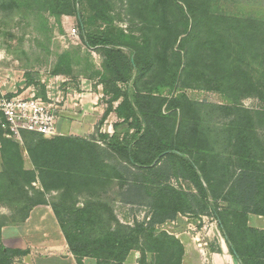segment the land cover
I'll return each instance as SVG.
<instances>
[{
    "label": "rangeland",
    "instance_id": "1",
    "mask_svg": "<svg viewBox=\"0 0 264 264\" xmlns=\"http://www.w3.org/2000/svg\"><path fill=\"white\" fill-rule=\"evenodd\" d=\"M210 3L209 0H0V80L15 83L17 88L14 90L18 94L27 90V84L35 87L44 99L53 87L58 86L55 93H59L61 105H65L69 100L67 94L89 92V82L81 81L93 76L90 70L95 66L97 89L106 110L119 106L124 97H128L137 110L131 124L110 130V134L102 129L100 121L93 134L70 136L93 140L101 147L119 142L132 148L150 126L145 116H152L155 111H145L143 103L139 107L137 96L140 91L185 101L182 111L161 108L171 120L168 133H162L161 137L170 142L177 134L192 131L193 125L197 126L193 147L178 144L181 148L178 150L196 164L206 185L215 194H210L212 198L207 202L184 177L176 159L162 156L154 162L160 170L159 176H163L162 184L196 198H192L194 211L180 212L176 218L154 226L153 230L156 234L166 233L181 243L183 240L186 244L189 240L192 249L200 253L203 264H213L209 257L211 253L224 259V264H242L230 251L226 233H233L244 244L254 240L253 236L240 230L237 206L231 201L233 196L228 194L232 174L236 171L237 120L236 115H230L220 107L234 104L243 111L242 115H249L248 120L253 121L250 130L257 138L258 150L264 160V123L256 115L264 111V99L252 93L250 84L244 90L250 95H240L235 102L227 94L207 88L201 77L185 73L187 56H192V60L198 57L200 63L201 49L206 48L203 42L209 40L214 29L226 32L230 25L240 29L249 20L264 23V0H211ZM73 28L77 29V37L70 35ZM241 32L237 30L238 34ZM100 39L105 43L92 44ZM93 59H97V65ZM149 61L151 66L148 68ZM238 62L237 65L252 74L253 80L257 78V84H263L264 53L255 58L248 55ZM208 64L213 67L217 62ZM142 67L147 70L143 74L140 72ZM217 68L218 65L215 70ZM176 73L179 79L173 84ZM26 146L27 139L20 147L25 168L32 170ZM113 156L115 158L108 160L109 164L119 158ZM121 162L119 171L112 167L105 170L112 182L104 191L84 187L83 193L77 194L69 204L64 202L63 190H51L40 196L44 190L39 182L29 189V196L34 201L56 204L61 211L71 204L77 209L85 208L89 202L104 204L121 224L130 227L142 224L148 228L155 219L150 197L156 189L146 184L148 172L145 169H137L125 160ZM4 166L0 143V171ZM116 176H124V180H115ZM143 181L145 185L136 188L137 182ZM90 194L95 195L91 197ZM202 203H208L204 211H201ZM0 206L4 218L0 219V224L3 220L7 222L6 226L13 224L24 214L16 212V204ZM218 214L224 216L225 231L220 227ZM247 227L264 232V216L248 214ZM77 229L85 236L91 234L89 225ZM154 257L148 255V264H155ZM87 259L88 264H96L95 259ZM140 260V252L133 251L125 264H140Z\"/></svg>",
    "mask_w": 264,
    "mask_h": 264
},
{
    "label": "trees",
    "instance_id": "2",
    "mask_svg": "<svg viewBox=\"0 0 264 264\" xmlns=\"http://www.w3.org/2000/svg\"><path fill=\"white\" fill-rule=\"evenodd\" d=\"M217 29L208 36L209 40L203 42L206 48L201 49L200 63L198 57L192 60V56H187L185 74L201 77V82H204L207 88L227 94L235 102L239 100L240 95H250L244 91L250 84L252 93L264 99V82L257 84V78L253 80L251 73L244 70L241 65H237L238 60L245 59L248 55L252 54V58H255L264 53V23L249 20L240 29H234L233 25H230L226 32ZM237 30L242 31L241 34H238ZM104 43L105 41L101 39L92 41V44L96 45ZM210 61L217 64L212 67L208 64ZM149 62L148 68L151 66V61ZM217 65L218 68L215 70ZM145 71L146 68L142 67L140 72L143 74ZM261 76L264 78V72ZM177 77L176 73L173 84L178 82ZM142 103L145 111H155V114L145 116L150 126L138 141H135L132 148L131 145L119 142L101 147L89 139L60 135L46 138L34 132H23L21 143L5 136L6 132L2 129L0 116V143L5 165L0 171V205L16 204L18 207L16 212L24 213L20 220L13 224L24 223L33 207L50 205L46 201H34L29 196L28 191L34 187V183L39 182L43 188L44 191L40 194L42 197L51 190H63L64 202L69 204L77 194L83 193L84 187L100 188L104 191L106 185L112 182L111 178L105 175V170L112 167V170L119 171L121 161L125 160L137 169H145L148 172L146 184L156 189L150 197L151 206L156 212L155 219L148 228L142 224L130 227L121 224L110 208L108 209L104 204L89 202L83 209H77L71 204V207L65 209L66 211L64 209L61 211L56 204L51 205L70 252L75 256L77 264H85L84 260L87 258L95 259L96 264H125L133 251L140 252V264H148L149 254L155 256V264H182L185 255L183 244L166 233L156 234L153 228L176 218L180 212L194 211L192 198L195 199L196 196L184 194L167 184H162L163 176H159L160 170L158 165L154 166V162L162 156H165L164 159L175 158L184 177L207 202L210 200V194L214 196L215 193L206 185L205 178L196 164L186 154L184 155L182 150H178L181 149L179 145L186 148L193 147L192 140L194 134L198 133L195 132L197 126L193 125L192 131L189 129L187 132L177 134L170 142L164 141L161 137L162 133H168V126L171 123L169 116H165L161 108L165 106L168 111H182L186 106L185 101L178 97H157L140 91L137 104L141 107ZM135 108L130 99L124 97L115 109L111 106L105 111L101 126L112 111L121 120L115 125V129L131 124V120L137 114ZM220 108L230 115H236V171L232 174L228 194L233 196L231 201L237 206L236 216L239 218L240 230L253 236L254 240L244 244L245 242L239 241L233 233L227 232V245L242 264H264V232L247 227L248 214L264 216L262 152L259 153L260 145L250 130L253 121L248 120L249 115H242L243 111H240L239 106L234 107V104ZM256 115L260 116L261 122L264 123V111H259ZM25 139H27L25 151L33 166L32 170L25 168L20 147ZM175 152L180 155L177 156ZM113 155L119 158L114 164H109L108 160L115 158ZM122 177L124 176H116L114 179L124 180ZM137 184L136 188H142L144 181ZM90 195L94 197L95 194ZM207 208L208 203H202L201 211ZM218 216L220 227L225 231L224 216L223 214ZM0 219H4L1 213ZM6 225L5 220L0 224V264H13L15 258L24 255L25 252L8 249L3 245L1 230ZM81 225H89L90 236H85L77 229Z\"/></svg>",
    "mask_w": 264,
    "mask_h": 264
},
{
    "label": "crops",
    "instance_id": "3",
    "mask_svg": "<svg viewBox=\"0 0 264 264\" xmlns=\"http://www.w3.org/2000/svg\"><path fill=\"white\" fill-rule=\"evenodd\" d=\"M97 65V59H93ZM93 76L81 82H89V92H73L68 95V102L60 105L57 112L59 121L57 135L81 136L93 134L102 121L106 108L103 105L102 96L98 92V76L95 66L90 70ZM90 72V74H91ZM15 84V83H14ZM3 83L0 80V93L14 94L17 85ZM84 90V87L81 88ZM35 87L27 84L25 95L29 96ZM38 93V91L36 90ZM116 107H114L115 109ZM121 120L112 111L101 126L106 133L115 130V125ZM66 130V131H65ZM2 242L5 247L12 250L25 252L24 255L16 257L13 264H77L75 256L70 252L67 240L63 234L60 224L56 218L51 205H37L32 208L28 219L24 223L8 225L2 228ZM185 247V255L182 264H203L200 253L192 249L189 240H182ZM213 264H224V259H219L211 253ZM88 264V259H85ZM91 264V263H90Z\"/></svg>",
    "mask_w": 264,
    "mask_h": 264
},
{
    "label": "built area",
    "instance_id": "4",
    "mask_svg": "<svg viewBox=\"0 0 264 264\" xmlns=\"http://www.w3.org/2000/svg\"><path fill=\"white\" fill-rule=\"evenodd\" d=\"M70 35L77 37V29L73 28ZM57 88L53 87L47 99L36 90L29 96L17 92L12 95L0 93L1 126L6 132L5 136L18 142L22 141L23 132L38 133L46 138L56 136L59 121L57 112L62 103L59 93H55Z\"/></svg>",
    "mask_w": 264,
    "mask_h": 264
}]
</instances>
